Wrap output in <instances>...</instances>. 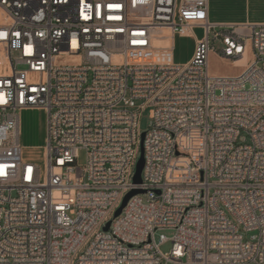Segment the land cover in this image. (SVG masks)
I'll use <instances>...</instances> for the list:
<instances>
[{"label":"built area","instance_id":"2783aa9c","mask_svg":"<svg viewBox=\"0 0 264 264\" xmlns=\"http://www.w3.org/2000/svg\"><path fill=\"white\" fill-rule=\"evenodd\" d=\"M26 109L48 112L44 177ZM0 264H264V22L212 23L209 0H0Z\"/></svg>","mask_w":264,"mask_h":264},{"label":"rangeland","instance_id":"374dc122","mask_svg":"<svg viewBox=\"0 0 264 264\" xmlns=\"http://www.w3.org/2000/svg\"><path fill=\"white\" fill-rule=\"evenodd\" d=\"M209 1L211 4L212 12L213 14H216L217 19L225 22H230L224 24L264 22V0ZM204 34L205 31L203 28L196 27L194 29V33L191 35H177V37L174 39V49L172 56L173 61L175 63L184 64L191 60L195 51L196 38H202ZM161 40L165 41L166 45L164 46V48H167L170 44V41L167 37L157 39L155 45L157 46V43L161 42ZM216 46L217 49L221 47L219 43H217ZM161 54L162 53H160V55ZM166 54L167 53H163L164 60L171 59V56L169 55V57H167ZM242 66L243 65H236L229 61H226L220 58L215 53H212L210 55L209 70L213 74L221 76H234L237 75L238 70L242 68ZM141 102L142 101L140 100L137 101L138 104ZM20 118V143L22 146L23 159L25 161L38 164L41 168L42 176L44 177L46 169L45 147L47 145L48 112L45 109H26L21 111ZM150 122L151 109L147 108L144 110L140 118V129L142 132H145L149 128ZM85 159L86 152L85 150H81L80 157L78 159L79 163L82 165L85 164ZM241 233L243 234L245 240H249L255 232H246L241 229ZM165 234L168 237H171L173 235V231L166 230ZM170 248L171 241H168L161 246L163 252L169 251Z\"/></svg>","mask_w":264,"mask_h":264},{"label":"water","instance_id":"95a60500","mask_svg":"<svg viewBox=\"0 0 264 264\" xmlns=\"http://www.w3.org/2000/svg\"><path fill=\"white\" fill-rule=\"evenodd\" d=\"M144 136H145V133H143V135H142V140L144 139ZM144 162H145V160H144V147H143V145H142V147H141L140 157H139V160H138V162H137L136 172H135V175H134V183H135V184H141V183H142V170H143V168H144ZM144 192H145V190L140 189V188H137V189H133V190H131V191L125 196V198L123 199V202H122L121 206L116 210V212H115V216L117 217V216H119V215L122 213L124 207L127 205L129 199H130L132 196H134V195H136V194H141V193H144ZM110 224H111V222H108V223H107V225H106V227H105V230H108V229H109Z\"/></svg>","mask_w":264,"mask_h":264},{"label":"crops","instance_id":"0c3cea01","mask_svg":"<svg viewBox=\"0 0 264 264\" xmlns=\"http://www.w3.org/2000/svg\"><path fill=\"white\" fill-rule=\"evenodd\" d=\"M209 21L212 22V23H230V22H225V21H221V20H218V19H217L216 14H213V12H212L210 1H209ZM164 32L166 33L167 30H165ZM176 37H177V36H175V38H176ZM175 38H174V39H175ZM163 40H164V39H163ZM163 40H161V42L157 43V44H158V45H157L158 48H164V46L166 45L165 41H163ZM172 56H173V54H172ZM241 70H242V68H240V69L238 70V73H240ZM238 73H237V74H238Z\"/></svg>","mask_w":264,"mask_h":264},{"label":"bare ground","instance_id":"6f19581e","mask_svg":"<svg viewBox=\"0 0 264 264\" xmlns=\"http://www.w3.org/2000/svg\"><path fill=\"white\" fill-rule=\"evenodd\" d=\"M236 65H244V61H238L236 62ZM23 117V116H22ZM25 136V135H24ZM38 140V139H37ZM27 141V140H26ZM32 142V141H31ZM33 143V142H32ZM44 143V142H43ZM30 145V144H29ZM35 145V144H34Z\"/></svg>","mask_w":264,"mask_h":264}]
</instances>
